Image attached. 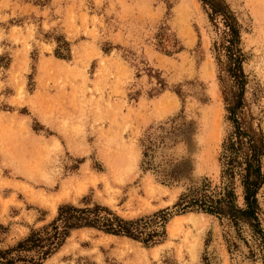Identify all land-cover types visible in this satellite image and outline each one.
<instances>
[{
	"label": "rangeland",
	"instance_id": "374dc122",
	"mask_svg": "<svg viewBox=\"0 0 264 264\" xmlns=\"http://www.w3.org/2000/svg\"><path fill=\"white\" fill-rule=\"evenodd\" d=\"M207 2L0 0V250L63 204L100 205L124 219L165 209L164 233L77 228L38 264H264L246 225L176 205L220 180L224 12L240 29L247 116L264 129V0Z\"/></svg>",
	"mask_w": 264,
	"mask_h": 264
},
{
	"label": "trees",
	"instance_id": "16d2710c",
	"mask_svg": "<svg viewBox=\"0 0 264 264\" xmlns=\"http://www.w3.org/2000/svg\"><path fill=\"white\" fill-rule=\"evenodd\" d=\"M208 3V0H202ZM212 17L217 8L210 4ZM223 22L228 30L226 72L233 82L230 92L223 90L228 118L232 129L222 143L220 152L221 173L216 184L205 180L200 186L184 192L177 206L183 209L201 210L228 221L241 233L246 225L251 232L252 256L260 255L264 261V129L254 124L253 117L245 110L246 74L244 55L239 47L240 29L236 19L224 12ZM65 45H69L65 41ZM61 45L56 49L58 57H64ZM233 89V90H232ZM165 209L154 215L136 219H124L106 206L78 207L63 204L58 215L49 224L32 231L14 247L0 250V264H38L54 253L70 235L71 230L93 227L105 232L126 235L144 243L154 244L163 235L167 219ZM32 254H12L13 251Z\"/></svg>",
	"mask_w": 264,
	"mask_h": 264
},
{
	"label": "bare ground",
	"instance_id": "6f19581e",
	"mask_svg": "<svg viewBox=\"0 0 264 264\" xmlns=\"http://www.w3.org/2000/svg\"><path fill=\"white\" fill-rule=\"evenodd\" d=\"M60 196V195H59ZM63 196H64V194H63ZM62 199V198H61ZM56 200V199H55ZM53 201V200H52ZM56 209V208H55ZM129 239V238H128Z\"/></svg>",
	"mask_w": 264,
	"mask_h": 264
}]
</instances>
